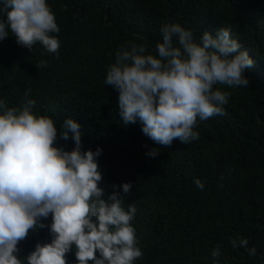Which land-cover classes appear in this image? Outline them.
I'll list each match as a JSON object with an SVG mask.
<instances>
[{
  "label": "trees",
  "instance_id": "16d2710c",
  "mask_svg": "<svg viewBox=\"0 0 264 264\" xmlns=\"http://www.w3.org/2000/svg\"><path fill=\"white\" fill-rule=\"evenodd\" d=\"M60 32L59 57L37 43L30 51L9 33L0 41V100L21 107L24 93L35 100L33 113L47 116L58 130L57 146L70 151L74 141L59 137L63 122L81 126L82 148L97 157L105 196L112 185L130 182L123 200L137 213L135 228L143 256L134 264H264V0H47ZM2 8V0H0ZM0 20L6 15L0 12ZM178 23L199 41L204 31L231 37L254 61L244 75L247 87L229 88L225 115L197 118L199 139L157 144L142 132V123L120 120L118 92L105 84L115 53L129 41L147 45L156 55L160 28ZM47 61L40 67L41 61ZM152 148L155 158L146 155ZM223 176V179L221 177ZM204 183L199 189L194 180ZM122 192V189H121ZM51 224V216L43 221ZM248 239L256 256L233 248L230 240ZM48 227L29 232L18 244L19 258L37 243H50ZM98 255V254H97ZM76 264L75 250L67 254ZM25 264L27 262L25 261ZM91 264V262H90Z\"/></svg>",
  "mask_w": 264,
  "mask_h": 264
},
{
  "label": "clouds",
  "instance_id": "9594fccd",
  "mask_svg": "<svg viewBox=\"0 0 264 264\" xmlns=\"http://www.w3.org/2000/svg\"><path fill=\"white\" fill-rule=\"evenodd\" d=\"M0 12L6 15L0 20V41L11 33L30 51L39 43L59 57L60 41L53 34L60 28L47 0H2ZM160 33L156 55L148 54L146 44L133 41L117 50L104 82L118 92L124 125L139 119L142 132L157 144H190L199 139L194 131L197 118L226 114L230 93L214 86L247 87L244 72L254 61L228 28H220L215 36L204 31L198 42L178 23H165ZM46 65L45 60L39 66ZM30 93H24L19 108L0 100V264H68L73 249L76 264H134L143 256L131 223L137 209L122 206L132 184L112 185L103 198L97 162L102 149L83 150L81 126L72 118L64 120L59 137L67 140L71 133L74 147L68 151L57 146L56 124L33 113L36 102ZM158 154L156 148L146 153L153 158ZM194 183L204 189L201 180ZM49 216L51 224L45 225ZM45 227L51 242L37 243L34 251L19 258L18 244L30 231ZM230 243L249 256L257 254L246 238ZM220 255L217 245L211 252L214 264Z\"/></svg>",
  "mask_w": 264,
  "mask_h": 264
}]
</instances>
